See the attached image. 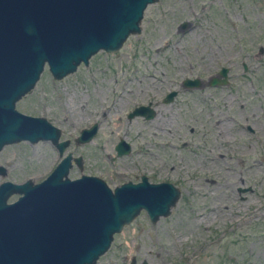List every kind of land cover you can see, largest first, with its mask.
Wrapping results in <instances>:
<instances>
[{
  "label": "rangeland",
  "instance_id": "374dc122",
  "mask_svg": "<svg viewBox=\"0 0 264 264\" xmlns=\"http://www.w3.org/2000/svg\"><path fill=\"white\" fill-rule=\"evenodd\" d=\"M139 28L61 78L45 63L14 103L69 139L63 154L80 155L82 164L68 177L96 175L113 188L145 174L178 189L167 215L151 222L140 209L95 264H128L132 256L134 264H264V0H155ZM221 66L227 83L209 84ZM185 77L200 84L184 86ZM169 90L175 94L165 102ZM146 103L151 118L127 117ZM245 113L253 131L232 135ZM94 121L92 139L74 144ZM119 138L130 151L117 156ZM59 158L48 140L4 144L0 181H39Z\"/></svg>",
  "mask_w": 264,
  "mask_h": 264
},
{
  "label": "water",
  "instance_id": "95a60500",
  "mask_svg": "<svg viewBox=\"0 0 264 264\" xmlns=\"http://www.w3.org/2000/svg\"><path fill=\"white\" fill-rule=\"evenodd\" d=\"M155 0H0V148L7 143L48 140L61 156L69 139L44 116L14 107L37 80L46 62L53 78L72 72L97 50L113 51L130 33H137L145 6ZM185 25V22L181 26ZM227 67L210 76L211 85L227 83ZM182 84L196 87L198 78ZM175 90L165 93L172 100ZM148 103L134 106L127 117L151 118ZM92 122L79 129L75 144L91 140ZM113 149L126 154L130 144L119 138ZM81 156L62 155L50 172L33 182L0 181V264H95L112 235L140 209L151 222L169 213L179 191L169 181H149L142 174L112 189L96 176L69 178ZM4 167L0 165V173ZM17 193L13 201L7 197ZM128 264H134V257Z\"/></svg>",
  "mask_w": 264,
  "mask_h": 264
},
{
  "label": "flooded vegetation",
  "instance_id": "af4514ba",
  "mask_svg": "<svg viewBox=\"0 0 264 264\" xmlns=\"http://www.w3.org/2000/svg\"><path fill=\"white\" fill-rule=\"evenodd\" d=\"M240 107H241V104H239L238 105V107L237 108H235V109H233V110H235V113L237 114V115H239V112L241 111L240 110ZM245 111V110H244ZM233 114H235L234 112H232ZM245 118H244V121H243V123L242 124H236L235 125V127L232 129V135H236V129H241L242 128V131L244 130V131H246V132H252L253 131V128H252V122L251 121H248L247 120V115H246V113L243 115ZM241 130H239L238 132H242ZM224 133H225V131H223ZM233 136V137H234ZM72 141H73V139H72ZM74 143V142H73ZM69 144V143H68ZM75 144V143H74ZM80 144H82V143H80ZM66 148V147H65ZM64 148V149H65ZM57 151V150H56ZM130 151V150H129ZM57 154H58V152H57ZM116 154V153H115ZM127 154V153H126ZM218 154H221V153H218ZM75 156V155H74ZM117 156H120V155H117ZM220 156V155H219ZM81 164H82V157H81V161H80V167H78L77 165V167L80 169L81 168ZM140 175H142V174H140ZM140 175H139V177H140ZM145 175V174H144Z\"/></svg>",
  "mask_w": 264,
  "mask_h": 264
},
{
  "label": "bare ground",
  "instance_id": "6f19581e",
  "mask_svg": "<svg viewBox=\"0 0 264 264\" xmlns=\"http://www.w3.org/2000/svg\"><path fill=\"white\" fill-rule=\"evenodd\" d=\"M161 120V119H160Z\"/></svg>",
  "mask_w": 264,
  "mask_h": 264
}]
</instances>
